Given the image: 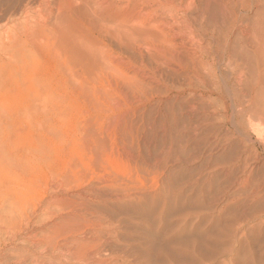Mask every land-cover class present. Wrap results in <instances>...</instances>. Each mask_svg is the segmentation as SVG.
<instances>
[{
    "label": "rangeland",
    "instance_id": "rangeland-1",
    "mask_svg": "<svg viewBox=\"0 0 264 264\" xmlns=\"http://www.w3.org/2000/svg\"><path fill=\"white\" fill-rule=\"evenodd\" d=\"M2 1L0 0V11L4 8L3 3L9 0ZM20 2V10L17 8L18 11L11 14L15 18L6 15L0 19V258L3 257L5 261L0 259V264L16 263L25 250L31 254L33 251V255L38 256L39 253L59 247L86 251L102 248L101 250H107L108 253H118L120 260L124 257L123 264H136L141 258L136 255V245L140 243L141 236L145 235L147 230L150 231L147 223L151 221V217H142L124 209L111 214L106 209L111 215L108 216L105 208L102 211V207L94 204L98 199L96 191L101 189L110 192L120 188L153 191L156 189L153 188L154 185L162 179L163 159L168 164L173 162L171 166L174 168L181 165L200 166L203 158L192 155L200 146H193L192 139L187 144L183 141L187 139L188 134L198 135L206 132L207 138L212 135L221 139H224L223 135L226 139L232 137L229 142L223 143L222 147L225 146L228 151L237 145L238 149L230 151L234 152L233 155L246 147L243 153L249 157V165L253 167L248 184L262 183L261 187L264 188V140L257 138L251 127L249 128L252 121L264 122V91L260 86L252 92L247 89L249 85L254 84L257 76H260L261 70L255 69L254 72V69L246 67L240 80L236 75V64L241 62L240 58L245 61L250 56L253 58L247 49H251L248 41L251 43L254 39L264 42V11L260 10L264 0H218L221 4H227V11L216 15V18L208 12L202 13V5L198 4V0ZM185 3L188 4L185 6ZM23 8L25 14H20ZM17 25L21 26L18 28ZM4 31L7 33L4 34ZM9 32H13L12 36ZM8 36L17 40L13 42L15 46L17 44V48L13 43L11 47L14 48L6 46L11 45L9 41H12ZM221 36L223 38H220ZM261 52L264 60V51ZM240 55L244 56L238 57ZM187 57H190V60ZM257 59L260 60L259 57ZM198 63L200 66L196 68ZM213 77H216V82ZM246 98L249 101H246ZM252 104L253 106H250ZM202 105L208 108L210 106V110ZM191 110L201 114L198 119H194L196 121L201 120L202 115H209L206 117L208 121L203 118L206 123L203 119L199 121L201 128L200 124L196 126L197 131L191 129V118H186V114L192 112ZM201 110L207 112L202 113ZM182 118L183 121H189L183 123ZM234 125L237 127H233ZM225 132L229 133L228 137ZM238 138H241V141H236ZM177 139L182 141L176 142ZM169 143L172 147L170 146L168 152ZM178 143L184 145L187 155L193 158L188 157L186 161L179 159ZM154 144L156 150L161 144L164 145L165 148L160 150L162 153L166 151L164 158L145 155H153L154 152L151 149V152H147V149L152 148ZM241 144H244L243 147ZM139 145L145 146L142 147L145 150L140 147V152L146 156L145 164L136 153ZM190 147L194 149L188 150ZM243 153L240 154L242 157L245 156ZM203 168L195 173L203 175L206 171ZM173 183L178 188L186 184L180 179V174ZM223 185L221 184V187ZM233 186L237 185H231L229 190L234 189ZM91 192H94V195ZM213 193L211 191L210 195ZM221 194H224V190L219 191L218 198H221ZM210 195L209 197H212ZM262 195L264 196L263 192ZM235 210L242 214L236 212L238 214L235 215L238 216H234V213L228 211L230 215L225 213L226 217L224 215L223 219L236 223L229 224L223 220V224L221 222L222 225L218 228H233L241 223L239 218L244 212L249 214L248 208L236 207ZM256 210L259 212L262 208L258 207ZM178 214L179 212H176L169 218L173 219ZM67 216L71 217L70 220ZM208 226L214 228V224ZM155 227L152 223L151 229ZM222 232L218 237H211V248L217 250L215 246L221 247L227 254L224 253L225 258H228L232 255L228 252V245L236 246L237 243L233 242L235 238L229 230ZM259 237L252 245L249 244L251 251L247 249L249 241L242 237V240L245 238L248 242L246 244L244 240L241 241L247 250L243 252H247L245 257L250 259L251 256L250 264H264V224ZM72 238L74 241L79 239L85 242L80 244ZM65 243L67 245L64 246ZM142 249L149 252L150 260L154 264H161L163 260L166 264H191V255L196 256L194 253L177 250V257L173 258L159 250L150 251L145 247ZM114 250L117 252H113ZM123 250L124 253L121 252ZM10 255L15 259L10 258ZM259 257L262 259L258 260ZM222 258L218 255V260ZM145 262L147 263V260ZM211 264H218V261Z\"/></svg>",
    "mask_w": 264,
    "mask_h": 264
},
{
    "label": "bare ground",
    "instance_id": "bare-ground-1",
    "mask_svg": "<svg viewBox=\"0 0 264 264\" xmlns=\"http://www.w3.org/2000/svg\"><path fill=\"white\" fill-rule=\"evenodd\" d=\"M21 1V0H20ZM19 1V2H20ZM166 1V0H165ZM181 1V0H180ZM191 1H195V0H191ZM227 1V0H226ZM234 1V0H233ZM4 2V0L2 1ZM19 2L12 0V1H8V2H4V8L2 7L1 11H0V19L4 18L6 15L10 16L11 14L15 13V11L17 12L18 9L20 10V6H19ZM24 2V1H22ZM262 2V1H261ZM21 3V2H20ZM229 3V2H228ZM244 3V1H243ZM182 4V3H181ZM188 4V3H187ZM186 3L184 4L185 6L187 5ZM198 4L202 5V13L206 14V12H208V14H210L211 16H215L214 18H216V15L220 14H224L225 11H227L226 9V5L225 3L221 4L218 2V0H198ZM24 5V4H22ZM179 5V4H178ZM263 5V4H261ZM260 6V5H258ZM23 7V6H22ZM82 7V6H81ZM181 7V6H180ZM229 7V5H228ZM227 7V8H228ZM232 7V6H231ZM264 8V5L261 6ZM18 8V9H17ZM260 9L263 10L264 9ZM85 9V7H84ZM235 9V8H234ZM238 9V6H237ZM24 8L21 10V13L25 12L23 11ZM28 10V9H26ZM239 10V9H238ZM92 11V10H91ZM236 11V10H235ZM28 12V11H27ZM185 12V11H184ZM232 12V11H231ZM262 13V12H261ZM260 13V14H261ZM198 14V13H197ZM201 14V13H200ZM230 14V13H229ZM19 15V14H18ZM93 15V14H92ZM175 15V14H174ZM253 15V14H252ZM258 15V14H257ZM262 15V14H261ZM89 16V15H88ZM176 16V15H175ZM186 16V15H185ZM198 16V15H197ZM238 16V15H236ZM12 19H13V15H11ZM22 18V15L20 16ZM28 16H26L27 18ZM64 17V15H63ZM90 17V16H89ZM177 17V16H176ZM221 16H218V18ZM224 17V16H223ZM231 17V15H230ZM229 17V18H230ZM257 17V16H256ZM255 17V18H256ZM260 17V16H259ZM15 18V17H14ZM16 18H18L16 16ZM31 18V17H30ZM65 18V17H64ZM93 19V17H91ZM172 18V17H171ZM174 18V17H173ZM198 18V17H197ZM236 18V17H235ZM234 18V19H235ZM258 18V17H257ZM11 19V20H12ZM29 19V18H28ZM62 19V18H61ZM91 19V20H92ZM237 19V18H236ZM254 19V18H253ZM260 19V18H259ZM262 19V18H261ZM10 20V21H11ZM15 20V19H14ZM23 21L26 19H22ZM201 20V19H200ZM206 20V19H205ZM218 20V19H217ZM257 20V19H256ZM16 22L18 20H15ZM21 21V20H20ZM39 21V20H38ZM204 21V20H203ZM211 21V18H210ZM219 21V20H218ZM215 21V22H218ZM220 21H222L220 19ZM259 22L261 20H258ZM5 22V19H4ZM63 22V21H61ZM182 22V20H181ZM200 22V21H199ZM199 22H197V24H200ZM237 22V21H236ZM254 22V21H253ZM9 23V22H8ZM7 23V24H8ZM19 23V22H18ZM22 23V22H21ZM29 23V22H28ZM31 23V22H30ZM29 23V24H30ZM88 23V22H87ZM183 23V22H182ZM188 23V22H186ZM206 23V21L204 22ZM223 23V21H222ZM228 23V22H227ZM235 23V22H234ZM246 23V22H245ZM11 24H13L11 22ZM28 24V25H29ZM56 24V23H55ZM60 24V23H59ZM185 24V23H184ZM202 24V23H201ZM207 24V23H206ZM212 24V23H211ZM231 24V22L229 23ZM236 24V23H235ZM260 24V23H259ZM4 25V24H3ZM10 25V24H9ZM27 25V26H28ZM34 25V24H32ZM196 25V24H195ZM194 25V26H195ZM234 25V24H233ZM231 25V26H233ZM250 25V24H249ZM253 25V24H252ZM254 25L256 26L257 24L254 23ZM264 25V24H263ZM18 26V25H17ZM21 26V25H19ZM18 26V28H19ZM55 26V25H54ZM199 26V25H198ZM206 26V25H205ZM213 26V25H212ZM217 26V25H216ZM229 26V25H228ZM241 26V25H240ZM11 27V26H10ZM196 27V26H195ZM201 27V26H200ZM204 27V26H203ZM207 27V26H206ZM219 28H221L220 26H218ZM243 28V26H241ZM251 27V26H249ZM254 27V26H253ZM13 28V27H12ZM218 28V29H219ZM257 28V27H256ZM261 29V27H259ZM17 29V28H16ZM22 29V28H21ZM28 29V28H27ZM198 29V28H197ZM200 29V28H199ZM206 29V28H205ZM224 29V27H223ZM245 29V28H243ZM8 30V29H7ZM6 30V31H7ZM14 30V29H13ZM24 30V29H23ZM208 30V28H207ZM216 30V29H215ZM239 30V29H238ZM257 30V29H256ZM4 31V34L5 32ZM18 31H22V30H18ZM202 31V30H201ZM224 31V30H222ZM228 31V30H227ZM226 31V32H227ZM250 31V30H249ZM252 31V29H251ZM250 31V32H251ZM260 30H258L259 32ZM3 32V31H2ZM14 32V31H13ZM13 32H9V34H11ZM16 32V31H15ZM14 32V33H15ZM29 32V31H28ZM213 32V31H212ZM217 32V30H216ZM221 32V31H220ZM7 33V32H6ZM22 33V32H21ZM25 33V30H24ZM23 33V34H24ZM200 33V32H199ZM204 33V31H203ZM219 33V31H218ZM240 33V30H239ZM237 32V34H239ZM245 33V32H244ZM254 33V31H253ZM256 33V32H255ZM260 33V32H259ZM259 33H257V35H260ZM3 34V33H2ZM26 34V33H25ZM24 34V37H25ZM217 34V33H215ZM236 34V33H235ZM236 34V35H237ZM262 34V32H261ZM7 35V34H6ZM22 35V34H21ZM73 35V34H72ZM220 35V34H219ZM225 35V34H224ZM223 35V36H224ZM250 35V33H249ZM256 35V34H255ZM1 36V35H0ZM10 36V35H9ZM8 36V37H9ZM19 36V35H18ZM204 36V35H203ZM217 36V35H216ZM245 36V35H244ZM252 36V35H251ZM264 36V35H263ZM262 36V37H263ZM5 37V36H4ZM76 37V36H75ZM78 37V36H77ZM212 37V36H211ZM230 37V36H229ZM248 37V35H247ZM247 37H245V39H247ZM250 37V36H249ZM253 37V36H252ZM258 37V36H257ZM1 38V37H0ZM7 38V37H6ZM10 38V37H9ZM12 38V37H11ZM10 38V39H11ZM15 38V37H13ZM21 38V37H20ZM19 38V39H20ZM81 38V37H80ZM186 38V37H185ZM216 38V37H215ZM220 38H223L222 36ZM238 38V36H237ZM9 39V40H10ZM25 40H27L26 38H24ZM212 39V38H210ZM239 39V38H238ZM253 39V38H251ZM7 41H9L8 39H6ZM12 40V39H11ZM22 40V39H21ZM85 40V39H84ZM179 40V39H178ZM216 40V39H214ZM237 40V39H235ZM240 40V39H239ZM17 40H12L9 41V43L11 42V45H7L6 46H12L13 42H16ZM72 41V40H71ZM206 41V40H205ZM232 41V40H231ZM20 42V41H19ZM24 42V41H23ZM85 42V41H84ZM227 42V41H226ZM235 42V41H234ZM244 42V41H243ZM242 42V44H243ZM18 43V42H17ZM25 43V42H24ZM24 43L22 45H24ZM27 43V42H26ZM182 43V42H181ZM206 43V42H205ZM233 43V42H232ZM236 43V42H235ZM239 43V41H238ZM237 43V44H238ZM15 43H13L14 45ZM228 44V43H227ZM2 45V44H1ZM21 45V46H22ZM225 45V44H224ZM236 45V44H235ZM247 45V43H246ZM3 46V45H2ZM15 46V45H14ZM11 47V48H14ZM17 46V44H16ZM15 46V47H16ZM19 46V45H18ZM230 46V44H229ZM232 46V45H231ZM234 46V44H233ZM244 46V45H243ZM248 46L251 47V49L248 51H250V54L252 53L253 58L250 56V58H247L246 61L242 59L240 63L236 64L238 66V72L236 73L238 80H240L243 70L247 67L248 69L252 70L255 69L256 70H261V74L260 76L258 75L257 78L255 79L256 81L254 82V84L249 85L248 86V90H250V92H252L253 90L257 89V86H260L261 90L264 91L263 87H264V60L262 59V52L261 50L264 51V42L263 41H255L253 39V41L250 43V40L248 41ZM5 47V45H4ZM20 47V46H19ZM205 47V46H204ZM240 47V46H239ZM3 48V47H2ZM1 48V49H2ZM17 48V47H16ZM206 48V47H205ZM225 48V47H224ZM232 48V47H231ZM230 48V49H231ZM237 48V47H236ZM245 48V47H243ZM6 49V48H5ZM4 49V51H5ZM9 49V48H8ZM7 49V50H8ZM186 49V48H185ZM219 49V48H218ZM227 49V48H226ZM233 49V48H232ZM231 49V52H232ZM12 50V49H11ZM14 50V49H13ZM25 50V49H24ZM190 50V49H189ZM188 50V51H189ZM235 49H233L234 51ZM241 51H243L242 49H240ZM3 51V52H4ZM197 51V50H196ZM195 51V52H196ZM221 51V50H220ZM237 51V50H236ZM247 51V50H246ZM1 52V51H0ZM6 52V51H5ZM191 52V51H190ZM203 52V51H202ZM245 52V51H244ZM9 53V52H8ZM25 54H27V52H24ZM150 53V52H149ZM170 53V52H169ZM181 53V52H180ZM207 53V52H206ZM223 53V52H222ZM247 53V52H245ZM10 54V53H9ZM25 54L23 56H25ZM183 54V53H181ZM221 54V53H220ZM231 54V53H230ZM242 54V53H241ZM178 55V54H177ZM185 55V54H184ZM183 55V56H184ZM195 55V54H194ZM193 55V56H194ZM211 55V54H210ZM225 55V54H224ZM232 55V54H231ZM236 55V54H235ZM189 56V55H188ZM192 56V55H191ZM192 56V57H193ZM243 57L244 55H240L238 57ZM196 57V56H195ZM230 57V56H228ZM227 57V58H228ZM232 57L235 58V56L233 55ZM231 57V59H233ZM257 57H259V61L257 59ZM10 58V57H8ZM13 58V57H12ZM178 58V56H177ZM186 58V57H185ZM188 58V57H187ZM190 58V57H189ZM188 58V59H189ZM198 61L200 60V57L198 55ZM246 58V57H245ZM264 58V57H263ZM18 59V58H17ZM176 59V58H175ZM180 59V57H179ZM194 59V58H193ZM202 59V58H201ZM224 59V57H223ZM229 59V58H228ZM187 60V59H186ZM185 60V61H186ZM190 60V59H189ZM192 60V59H191ZM176 61V60H175ZM184 61V60H183ZM197 61V60H196ZM195 61V62H196ZM238 61V60H237ZM191 62V61H190ZM200 62V61H199ZM4 63V62H3ZM183 63V62H182ZM188 64V62H186ZM194 63V61L191 63V65ZM228 63H231L230 61H228ZM179 64V63H178ZM186 64V65H187ZM199 64V63H198ZM234 64V63H233ZM232 65V63L230 64ZM235 65V66H236ZM5 66V65H4ZM189 66V65H188ZM199 65H196V68ZM199 68V67H198ZM231 68V67H229ZM234 68V67H233ZM237 68V67H236ZM4 69V68H3ZM14 69V68H12ZM193 69V68H192ZM200 69V68H199ZM232 70V69H231ZM237 71V69L235 70ZM245 71V70H244ZM195 72V71H194ZM197 72V71H196ZM195 72V73H196ZM5 73V72H4ZM3 73V74H4ZM205 73V72H204ZM233 73V72H232ZM250 73V72H249ZM179 74V73H178ZM248 74V73H247ZM6 75V73H5ZM180 75V74H179ZM213 75V74H212ZM250 75V74H249ZM252 75V74H251ZM254 75V74H253ZM183 76V75H182ZM201 76V75H200ZM215 76V75H214ZM231 76V75H230ZM14 77V76H13ZM180 77V76H179ZM186 77V76H185ZM198 77V76H196ZM236 77V76H235ZM255 77V75H254ZM187 78V77H186ZM211 78V77H210ZM214 81L216 77H213ZM212 80V79H211ZM217 80V79H216ZM222 80V79H221ZM244 80V79H243ZM246 80V79H245ZM249 80V79H248ZM247 80V81H248ZM219 81V80H218ZM223 81V80H222ZM216 82V81H215ZM204 83V82H203ZM224 83V82H222ZM238 83V82H237ZM248 83V82H247ZM210 84V83H209ZM215 84V83H214ZM232 84V83H231ZM246 83L244 82V85ZM251 84V83H250ZM233 85V84H232ZM231 85V86H232ZM238 85V84H237ZM211 86V85H210ZM213 86V85H212ZM236 86V85H235ZM245 87V86H243ZM215 88V87H214ZM259 88V89H260ZM263 88V89H262ZM238 89V88H237ZM246 89V88H244ZM227 90V88H226ZM230 90V89H229ZM258 90V89H257ZM234 91V90H233ZM236 91V90H235ZM247 91V90H246ZM245 91V92H246ZM256 91V90H255ZM260 92V91H259ZM238 93V92H237ZM244 94V93H243ZM248 95V92L246 93ZM244 94V95H246ZM261 94V93H260ZM241 95V94H240ZM254 95V94H252ZM256 95V93H255ZM262 95V94H261ZM242 96V95H241ZM240 96V97H241ZM250 96V95H248ZM247 96V98H248ZM258 96L260 97L259 93ZM264 96V93H263ZM236 97V96H235ZM253 97V96H252ZM251 97V98H252ZM198 98V97H197ZM228 98V97H227ZM246 101H249L247 100ZM262 98V96H261ZM243 99V98H242ZM255 99V98H254ZM198 100V99H197ZM219 100V99H218ZM238 100V99H236ZM245 100V99H244ZM217 102V101H216ZM260 102V101H259ZM201 103H204L201 101ZM244 104H246V102H243ZM243 103H241L243 105ZM251 103V102H250ZM253 103V100H252ZM264 105V102H262ZM230 104V103H229ZM256 104V103H255ZM193 105V104H192ZM236 105V104H235ZM205 106V105H202ZM212 106V105H211ZM221 106V105H220ZM247 106V105H246ZM250 106H253L250 105ZM261 106V105H260ZM198 107V106H197ZM201 109V105L199 106ZM198 107V108H199ZM207 106H205L206 109ZM219 107V104L218 106ZM232 107V105H231ZM259 107V106H258ZM195 108V106L193 107ZM210 108V106H209ZM207 107V110L209 109ZM212 108V107H211ZM244 108V107H243ZM242 108V109H243ZM252 108V107H251ZM199 109V110H200ZM214 110V108H212ZM240 109V108H238ZM247 109V108H246ZM256 109V108H255ZM259 109V108H258ZM261 109V108H260ZM195 110V109H194ZM210 110V109H209ZM232 110V109H231ZM237 110V109H236ZM252 110V109H251ZM192 111V110H191ZM205 111V110H204ZM203 110H201V112H204ZM235 111V110H234ZM253 111V110H252ZM262 111V110H261ZM259 110V112H261ZM197 112V111H196ZM207 112V111H205ZM233 112V111H232ZM250 112V111H249ZM256 112V111H255ZM187 113V112H186ZM198 113V112H197ZM194 113L193 111L186 114V118H188L190 120L191 118V129L193 131L196 130V126H198L200 124V128H201V121L203 118L208 117L206 115V117L200 116L201 120H194V119H198V115L201 114H197ZM216 113V112H215ZM236 113V112H235ZM244 113V112H243ZM257 113V112H256ZM263 113V112H262ZM261 113V114H262ZM205 114V113H204ZM214 114V113H213ZM6 115V114H5ZM252 115V114H251ZM260 115V114H259ZM263 115V114H262ZM177 116V115H176ZM214 116V115H213ZM213 116H211V118H214ZM245 116V114H244ZM232 117V114H231ZM236 117V116H235ZM261 117V116H260ZM181 118V117H180ZM184 118V117H183ZM182 118V121H183ZM262 118V117H261ZM177 119V118H176ZM244 119V117H243ZM248 119V118H247ZM178 120V119H177ZM189 120L183 121V123L188 122ZM207 120V118H206ZM200 121V122H199ZM203 121L205 122V120L203 119ZM208 121V120H207ZM206 121V122H207ZM210 121V120H209ZM214 121V120H213ZM248 121H250V119H248ZM173 122V121H172ZM176 122V121H175ZM202 122V124L204 123ZM205 122V123H206ZM232 122V121H231ZM253 122V121H252ZM251 124H249V128L251 127V130H253V132L257 135V138H262L264 140V122H253ZM182 123V124H183ZM209 123V122H208ZM207 123V124H208ZM244 123V122H243ZM250 123V122H249ZM181 124V123H180ZM206 124V125H207ZM236 124V123H235ZM247 124V123H246ZM245 124V125H246ZM205 125V124H203ZM202 125V126H203ZM214 125V124H213ZM217 127V125H215ZM209 127V126H208ZM207 127V128H208ZM211 127V125H210ZM220 127V126H219ZM235 127V125L233 126ZM237 127V126H236ZM235 127V128H236ZM199 128V129H200ZM212 128H214V126H212ZM246 128V126H245ZM198 129V128H197ZM209 129V128H208ZM207 129V130H208ZM219 129V128H218ZM243 129V128H242ZM203 130V129H202ZM220 130V129H219ZM217 130V131H219ZM197 131V130H196ZM200 131V130H199ZM210 131V129H209ZM213 131V130H212ZM236 133L239 134L237 131V129H235ZM240 131V130H239ZM192 132V131H191ZM202 132V131H201ZM204 132V131H203ZM227 132V131H226ZM226 132L224 134H226ZM242 132V131H241ZM193 133V132H192ZM191 133V134H192ZM215 133V132H214ZM213 133V134H214ZM217 133V132H216ZM215 133V134H216ZM219 133V132H218ZM217 133V134H218ZM232 133V132H231ZM234 133V131H233ZM250 133V132H249ZM211 134V133H210ZM223 134V133H222ZM229 134V133H227ZM226 134V135H227ZM234 135V134H233ZM214 136V137H213ZM222 136V135H221ZM225 135H223L222 137L224 139L221 138H217L216 135H212L211 138H207L206 137V132L202 133V134H194V135H189L187 139L183 140L185 141L184 143L187 144L189 143L188 141H191L190 139L194 140L193 142V146H200L197 147L198 149H196V152L194 154H192L195 157H202L203 159V163H201L200 166H194V167H184L181 165V167H176L174 168L171 164H168L166 162V160L163 159V166H162V179H160L158 184H155L153 188L156 189H152L153 191L148 192L147 190L150 189H146V190H141V189H136V188H120L118 189H114L112 191H102L100 189V191H98L99 189H97L96 194L98 199L94 202V204H96L97 207L101 208V210L103 211L104 208L107 212V210L110 212H115L118 211L120 209H124V211H130L132 213H138L140 216L142 217H151V221H149L148 227L150 226V231H146L145 235L141 236V241L138 245L137 243V247H136V255L137 257H141L140 260H138V262L136 264H154L153 262H151L150 260V254L149 252H145L142 248H148L150 251H154V250H159L162 251V253H166L169 256L176 258L177 254L176 251H183L184 253H194V255L196 256H192L191 255V260L190 263L191 264H211L212 262L214 263L215 261H218V264H226L227 262L229 263H233V264H250V260H251V256L250 259L245 257V253L247 254V252L243 253L245 250V247L243 246L244 244L241 243V241H243L245 238L247 239V241H249V243L245 241V243H248V247L247 249L249 251H251V246H249V244H253V242L255 240H257V238L259 239L263 232V224H264V196L262 195V192L264 194V188H262L261 184L260 185H254L252 184L253 179L250 181V184H248L249 182V178L251 175V172L253 170V167L249 165L248 159L249 157H247L243 152L246 149V147L244 148L242 145V149H239V153L236 155H233V153H231L230 151L233 149L235 151V149L237 147V145L231 149L229 148L228 151H226V147H222V144L229 142V138L228 135L226 137H228V139H226L224 137ZM232 136V135H231ZM240 136V135H239ZM220 137V136H219ZM234 137V136H233ZM126 139V138H125ZM241 139V138H240ZM239 138L236 139L240 140ZM245 139V137H244ZM180 141H182L181 139H179ZM178 139L176 140L179 141ZM200 140V141H199ZM234 140V138H233ZM247 140V139H246ZM179 141V142H180ZM226 141V142H225ZM232 141V140H231ZM235 141V142H236ZM241 141V140H240ZM173 142V141H172ZM234 142V141H233ZM239 142V141H238ZM243 142V140H242ZM241 142V143H242ZM245 142V141H244ZM253 142V141H252ZM161 143V142H160ZM198 143V144H197ZM248 141H246L245 146H247ZM142 144V143H140ZM156 144V143H155ZM151 146L152 148H148L147 152H154L153 155L146 153V156H152V157H161L164 158L163 156L165 155V152L162 153L160 152L161 149H164V145H160L159 147H157L156 150V145ZM179 144V155L180 157H178L181 160H185L188 157L193 158V156H188L187 155V150L185 148V146L181 145V143ZM233 144V143H232ZM237 144V143H236ZM239 144V143H238ZM189 145V144H188ZM134 146V145H133ZM168 146V152L170 150V148L172 147L169 143ZM171 146V147H170ZM192 146V145H191ZM192 146V147H193ZM230 146V145H229ZM233 146V145H232ZM137 147V146H136ZM141 146L139 145L137 150V156L141 157L143 163L144 161V156L140 151L142 147L144 148L145 146ZM190 147L187 148L188 150L192 151V148ZM241 147V146H240ZM142 148V149H143ZM151 149V150H149ZM127 150V149H126ZM145 150V149H143ZM248 150V149H247ZM252 150V149H251ZM195 151V150H194ZM145 152V151H143ZM167 152V153H168ZM238 152V151H236ZM190 153V152H189ZM188 153V154H189ZM244 154L245 156L242 157V155L240 154ZM246 153V152H245ZM254 153V152H253ZM142 154V155H141ZM247 154V153H246ZM133 155V154H132ZM141 155V156H140ZM191 155V154H190ZM170 156V155H169ZM129 157V156H128ZM194 157V158H195ZM169 159V157H167ZM189 159V158H188ZM251 159V158H250ZM131 160V159H130ZM191 160V159H190ZM190 160H188V162H190ZM133 161V160H132ZM135 161V160H134ZM186 161V160H185ZM136 162V161H135ZM187 163V162H186ZM139 163H136V165ZM145 164V163H144ZM151 164V163H149ZM184 164V163H183ZM186 166H188L187 164H185ZM141 166V164H140ZM139 166V167H140ZM151 166V165H150ZM149 166V167H150ZM147 167V166H146ZM204 167V168H203ZM144 168V167H143ZM156 168V167H155ZM205 169V173L203 175L200 174H196L195 172H200V169ZM142 169V167H141ZM255 169V168H254ZM180 174V179H183L185 181L186 184L181 185L179 188L176 187L174 185V181L175 178H177V175ZM155 183V182H154ZM173 183V184H172ZM227 183V184H226ZM255 183V182H254ZM221 184H225L221 187ZM236 184L237 186H233L235 187L232 190H229L230 186ZM157 185V187H156ZM171 185V186H170ZM250 185V186H249ZM227 186V187H226ZM240 186V187H239ZM264 186V185H263ZM225 187V188H224ZM222 188V189H220ZM104 189V188H103ZM177 189V190H175ZM223 192L224 190V194L221 196V198H218V194L220 190ZM219 190V191H217ZM92 191V190H91ZM214 192L212 195V197H209L210 193ZM90 193V192H89ZM92 193V192H91ZM94 195V192L92 193ZM89 195V194H88ZM210 195V196H211ZM91 196V195H90ZM89 196V197H90ZM93 197V196H92ZM209 197V198H208ZM241 197V198H240ZM95 198V197H93ZM84 199V198H83ZM90 200V198H89ZM92 201V200H91ZM90 201V202H91ZM87 202V201H86ZM88 202V203H90ZM93 204V202H91ZM89 204V205H92ZM93 204V205H94ZM88 205V206H89ZM91 208V206H89ZM236 207L239 208H248L249 211L247 214L246 212H244V210H242L243 216H240L241 218H239V220L241 221L240 224H238L237 226H232L233 228L227 229V230H223L224 228H218L219 225L221 224V222L223 220L226 221V219H223L226 217L225 213L227 214V212L230 210H232L234 208V210H232L230 213H234V216H238L235 214L241 213L238 212V210H235ZM261 207L262 210H260L259 212H256L257 208ZM88 209V208H87ZM107 209V210H106ZM90 210V209H89ZM92 210V209H91ZM100 210V209H99ZM100 210V211H101ZM96 211V210H95ZM98 211V212H100ZM92 212V211H91ZM176 212H179L178 216H176L173 219H170L169 217H172L173 214H176ZM228 212V214H229ZM238 212V213H236ZM94 213V212H93ZM246 213V214H245ZM74 214V213H73ZM97 214V212H96ZM100 214V213H99ZM98 214V215H99ZM102 214V212H101ZM100 214V215H101ZM108 214V216L110 215L108 212L106 213ZM242 214V213H241ZM79 215V214H77ZM225 215V217H224ZM230 215V214H229ZM240 215V214H239ZM73 217H75V215H72ZM111 216V215H110ZM113 216V215H112ZM233 216V217H234ZM247 216V217H246ZM68 217V216H67ZM72 217V218H73ZM157 217V218H156ZM229 217V216H228ZM245 217V218H244ZM69 218V217H68ZM71 218V217H70ZM69 218V220H70ZM76 218V217H75ZM92 218V217H91ZM243 218V219H242ZM231 219V217H230ZM236 219V218H235ZM234 219V220H235ZM242 219V220H241ZM58 220V219H57ZM233 220V221H234ZM238 220V221H239ZM66 221V220H65ZM230 221V220H229ZM232 221V222H233ZM67 222V221H66ZM235 222V221H234ZM233 222V223H234ZM155 224L156 227L155 229H151V224ZM226 223L229 224H233L230 223L228 221H226ZM226 223L224 224V226L226 225ZM236 223V222H235ZM239 223V222H238ZM209 225H213L214 224V228H210ZM223 224V222H222ZM221 224V225H222ZM231 233L232 237L235 238L233 242H236L237 245L236 246H232L231 244L228 245L229 247L227 248L231 254V257L228 256V258H225V251L224 249H222L219 246H215L217 248V250H213L211 247L213 246L210 239L212 236L218 237L220 234H222V231H228ZM38 232V231H37ZM99 232V231H98ZM102 233V232H101ZM40 234V232H39ZM142 234V233H141ZM115 236V235H114ZM118 236V235H117ZM258 236V237H257ZM131 237V236H130ZM242 237H245L242 240ZM257 237V238H256ZM73 239V238H72ZM47 240V239H46ZM128 240V239H127ZM133 240V239H132ZM74 241V239H73ZM72 241V242H73ZM136 241V240H134ZM243 241V242H244ZM71 242V241H70ZM74 242L77 243H84L85 241L76 239ZM68 243V242H67ZM143 243V244H141ZM135 244V243H134ZM235 244V243H234ZM242 244V245H241ZM46 245V244H45ZM55 245V244H54ZM67 245L66 243L64 244V246ZM123 245V244H122ZM53 246V245H51ZM71 246V245H70ZM45 247V246H44ZM82 247V246H81ZM52 248V247H51ZM56 248V247H55ZM71 248V247H70ZM70 248H57L55 250L50 249L49 252H45V253H39V255H33V251L32 254L31 253H27L25 250V253L20 255V259L19 261L16 260V263L14 264H123L124 263V257L120 260L119 257H117L118 253H108L106 252L107 250H95V251H86V250H81V249H70ZM86 248V247H85ZM135 248V247H133ZM23 251V250H21ZM43 251V250H42ZM48 251V250H47ZM116 250H114L113 252H115ZM134 251V250H132ZM3 252V251H2ZM9 252V251H8ZM11 252V251H10ZM17 252V251H16ZM117 252V251H116ZM122 253H124V250L121 251ZM120 252V253H121ZM227 252V251H226ZM19 253V252H17ZM22 253V252H21ZM225 253V254H224ZM36 254V252H35ZM13 255V254H12ZM12 255H10V258ZM18 255V254H16ZM131 255V254H130ZM135 255V257H136ZM142 255V256H141ZM146 255V256H145ZM218 255L224 258L218 260ZM227 255V254H226ZM229 255V254H228ZM252 255V254H251ZM7 256V254L5 255ZM14 256V255H13ZM8 257V256H7ZM16 257V256H15ZM249 257V255H248ZM3 258V257H2ZM0 258V259H2ZM247 258V260L245 259ZM254 258V257H253ZM252 258V259H253ZM5 259V257H4ZM15 259V258H13ZM18 259V257H17ZM249 259V260H248ZM262 257H259L258 260H261ZM9 260V259H8ZM7 260V262H8ZM11 260V259H10ZM147 260V263L145 262ZM257 260V259H256ZM3 262H5L2 259ZM13 261V260H12ZM115 261V262H113ZM206 261H209V263H207ZM254 261V260H253ZM15 262V261H14ZM135 262V261H134ZM257 262V261H256ZM5 264V263H4ZM10 264V263H8ZM161 264H166V262L163 260L161 262Z\"/></svg>",
    "mask_w": 264,
    "mask_h": 264
}]
</instances>
